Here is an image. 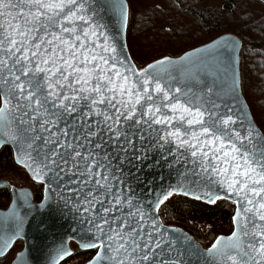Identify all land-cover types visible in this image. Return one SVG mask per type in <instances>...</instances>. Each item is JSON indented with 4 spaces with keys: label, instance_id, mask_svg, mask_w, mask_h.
I'll return each instance as SVG.
<instances>
[{
    "label": "snow or ice",
    "instance_id": "snow-or-ice-1",
    "mask_svg": "<svg viewBox=\"0 0 264 264\" xmlns=\"http://www.w3.org/2000/svg\"><path fill=\"white\" fill-rule=\"evenodd\" d=\"M98 4L0 0V140L74 209L87 234L80 246L96 249L88 264H264V133L209 83L215 57L187 75L170 70L169 57L138 70ZM150 154L185 168L154 204L129 182L159 164ZM174 193L232 199L231 234L206 251L173 235L155 212ZM5 231L0 221L7 247ZM69 255L61 249L60 259Z\"/></svg>",
    "mask_w": 264,
    "mask_h": 264
},
{
    "label": "trees",
    "instance_id": "trees-1",
    "mask_svg": "<svg viewBox=\"0 0 264 264\" xmlns=\"http://www.w3.org/2000/svg\"><path fill=\"white\" fill-rule=\"evenodd\" d=\"M128 21L126 43L138 69L161 57H177L224 33L242 42L239 53L240 86L253 119L264 133V0H126ZM11 147L0 148V179L8 182L18 168ZM20 168V167H19ZM33 196L41 197V185L32 183ZM11 199L10 188L0 187V208ZM234 204L220 199L213 204L173 194L160 205L165 225L178 226L208 247L219 235L232 229ZM16 243L0 264H8ZM91 251L82 254L81 264ZM71 258V257H70ZM70 259L60 264H68Z\"/></svg>",
    "mask_w": 264,
    "mask_h": 264
},
{
    "label": "water",
    "instance_id": "water-1",
    "mask_svg": "<svg viewBox=\"0 0 264 264\" xmlns=\"http://www.w3.org/2000/svg\"><path fill=\"white\" fill-rule=\"evenodd\" d=\"M121 5L123 8L120 7ZM97 7L100 22L106 25L109 35L115 37L116 43L125 48L127 56L131 58L126 43L128 21L127 1L114 0L112 2V0H109L106 3V0H99ZM210 45L212 46L211 48H209ZM241 46L242 42L235 34L224 33L202 45L185 51L177 57H169L174 62L169 67L170 70L176 71L177 74L184 72L187 75L188 73L184 71L185 69L192 66H199L202 61L215 57L216 60L212 61L214 66L208 78L209 83L212 79H215L217 88L223 90L225 93L224 99L230 106L238 111L246 121L251 122L256 129L263 133L255 123L241 91L239 70ZM131 61L136 67L132 58ZM4 145L11 147L15 163L26 171L29 178L32 181L41 183L32 177V173L23 163L19 162L22 158V153L17 151L18 146L8 139L0 140V148ZM150 155H152L153 160H158L159 164L157 165L150 161V167L144 168L140 172H135L134 170V175L129 177V182L135 188L136 195L146 204L150 202L154 204L162 192L169 191L179 185L183 179L180 173L185 171V168L179 164H175L169 168L167 162L161 160L158 155ZM169 160L171 161L172 158L169 157ZM137 176L141 182H138L136 179ZM41 184L43 185L42 198L40 201H35L30 188L17 187L5 179H0V187H9L11 194L8 206L0 209V221L5 223L6 229L4 239H10L11 243L7 247H4L3 242H0V249L3 250V255H0V257L9 251L16 240L20 239L23 242L21 250L16 253L9 264H59L68 257L65 256L63 259H60L62 248H67L72 252L69 246V242L71 241L76 243L79 249L85 250L80 246V241L81 237L87 234L83 231L84 225L80 223L79 217L74 209H72L71 205H65L62 199V193L56 188L55 184L51 185V190H49L47 178ZM217 191L220 195H224L219 189ZM174 194L193 198L191 195ZM223 199L233 203L232 199ZM199 201L212 204L206 199H200ZM158 210L159 208L156 210L155 215L159 218L160 223L166 228L174 229L175 232L173 235L182 233L188 237L193 249L206 251L218 237H227L232 232L227 235L217 236L208 247H203L193 235L181 227L163 224ZM236 210L237 206L234 204L232 225ZM9 225H11L13 231L7 230ZM88 261L83 264H88Z\"/></svg>",
    "mask_w": 264,
    "mask_h": 264
},
{
    "label": "rangeland",
    "instance_id": "rangeland-1",
    "mask_svg": "<svg viewBox=\"0 0 264 264\" xmlns=\"http://www.w3.org/2000/svg\"><path fill=\"white\" fill-rule=\"evenodd\" d=\"M20 167V166H19ZM15 168L12 171V174L9 176V181L11 179V182L13 185L17 186V187H28V188H32V180L29 178V176L27 175L26 171L20 167V168ZM213 204V203H212ZM22 247L21 243L17 244V246L14 248L13 250V255L20 250V248ZM72 247H74V245L72 244ZM68 264H74V262H68Z\"/></svg>",
    "mask_w": 264,
    "mask_h": 264
},
{
    "label": "flooded vegetation",
    "instance_id": "flooded-vegetation-1",
    "mask_svg": "<svg viewBox=\"0 0 264 264\" xmlns=\"http://www.w3.org/2000/svg\"><path fill=\"white\" fill-rule=\"evenodd\" d=\"M33 183H35V184H39V185H41V197L39 198V199H35L34 198V196H33V198H34V200L35 201H40L41 200V198H42V192H43V185L41 184V183H38V182H35V181H32ZM10 183V182H9ZM12 184V183H11ZM33 187V186H32ZM30 189H31V191H32V194H33V188H31L30 187ZM8 206V205H7ZM6 208V207H5ZM0 209H4V208H0ZM21 243V245L23 246V242H22V240H20V239H18V240H16L15 242H14V244L12 245V247L9 249V251L11 250V249H13V247L15 246V244L16 243ZM72 244L74 245V247H72ZM69 246H70V248H71V250H72V252H71V255H69L66 259H64L63 261H61L60 263H62V262H65V261H67L68 259H70L69 261L70 262H74V264H76V263H78L79 261H81L82 260V254L79 256V257H77V258H75L73 261L71 260V259H73L72 257H73V255H75V254H79V253H83V252H87V251H91L92 253H91V255H90V257L87 259V260H85V261H83L81 264H83V263H85V262H87L93 255H94V253L96 252V249H90V250H81V249H79L78 248V246H77V244L76 243H74V242H69ZM22 248V247H21ZM21 248H20V250H21ZM8 251V252H9ZM7 252V253H8ZM18 252V251H17ZM16 252V253H17ZM6 253V254H7ZM16 253L13 255V257L10 259V261H9V263L12 261V259L14 258V256L16 255ZM5 254V255H6ZM3 257V256H2ZM71 257V258H70ZM8 263V264H9ZM59 263V264H60Z\"/></svg>",
    "mask_w": 264,
    "mask_h": 264
}]
</instances>
